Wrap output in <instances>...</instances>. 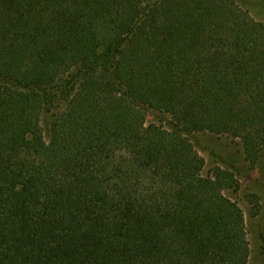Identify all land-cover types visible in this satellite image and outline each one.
Instances as JSON below:
<instances>
[{"label": "trees", "instance_id": "obj_1", "mask_svg": "<svg viewBox=\"0 0 264 264\" xmlns=\"http://www.w3.org/2000/svg\"><path fill=\"white\" fill-rule=\"evenodd\" d=\"M263 1L0 0V264H249L193 139L264 150Z\"/></svg>", "mask_w": 264, "mask_h": 264}, {"label": "rangeland", "instance_id": "obj_2", "mask_svg": "<svg viewBox=\"0 0 264 264\" xmlns=\"http://www.w3.org/2000/svg\"><path fill=\"white\" fill-rule=\"evenodd\" d=\"M263 1V0H262ZM256 20L264 22V1L245 3ZM155 115H149L147 125L157 123ZM46 119L44 130L49 136ZM194 145L205 159V174L213 175L217 169L231 170L240 182L238 192L227 191L226 195L236 201L245 212L246 229L250 244L249 264H264L262 241L264 234V150L256 162H251L239 140L228 136L198 134L193 139Z\"/></svg>", "mask_w": 264, "mask_h": 264}]
</instances>
